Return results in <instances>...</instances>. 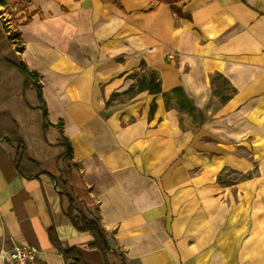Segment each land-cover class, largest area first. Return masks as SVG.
<instances>
[{
	"label": "crops",
	"instance_id": "0c3cea01",
	"mask_svg": "<svg viewBox=\"0 0 264 264\" xmlns=\"http://www.w3.org/2000/svg\"><path fill=\"white\" fill-rule=\"evenodd\" d=\"M177 6L181 16L151 0H123L120 8L104 0L0 6L1 56L39 74L51 126L43 132L36 91L23 92V78L2 67L0 113L11 116L28 156L49 174L59 175V142L67 138L93 202L81 210L99 216L110 247L126 264H264V228L243 242L241 214L227 226L224 204L210 214L208 186L195 195L193 178L188 180L195 152L245 174L264 159V0H186ZM13 26L22 52L6 39ZM142 63L157 72L163 92L181 87L203 113L202 121L184 114L195 131L183 129L184 120L161 95L145 91L107 104L136 82L132 72ZM216 74L234 89L226 101ZM182 155L186 164L175 161ZM251 179L248 174L235 186L245 194L255 186ZM66 206L49 175L19 177L0 144V251L34 245L39 252L32 264H67L49 239L54 229L84 264H104L89 249L91 235L65 216ZM249 216L264 222L259 208Z\"/></svg>",
	"mask_w": 264,
	"mask_h": 264
},
{
	"label": "trees",
	"instance_id": "16d2710c",
	"mask_svg": "<svg viewBox=\"0 0 264 264\" xmlns=\"http://www.w3.org/2000/svg\"><path fill=\"white\" fill-rule=\"evenodd\" d=\"M15 0H0V6H9ZM112 2L121 7L123 0H104ZM157 3H165L171 6L172 10L179 16L182 15L180 8L177 6L186 0H156ZM8 32L6 39L8 41L17 42L18 46L15 50L22 52L24 47L21 45L20 33ZM5 37L0 31V42L4 41ZM0 50V67L14 71L23 78L22 91L25 92L29 88L36 91L40 107L43 114V132L46 133L51 123L48 121L47 109L42 98V87L39 84V74L30 71L23 63H14L7 58L1 56ZM145 66L144 63L141 67ZM136 82L132 84L125 92L118 94L113 93L107 104L112 100L117 99L120 95L132 98L141 92H148L151 95H161L165 107L167 109H176L179 115V122H182L181 115H189L198 120H203L204 115L193 104L192 100L184 93L181 87H176L168 92H163L160 84V78L156 71L150 70L149 75H133ZM215 79L222 80L220 97L226 101L233 94L234 89L227 87V80L220 74L215 75ZM156 108L153 103L150 107L149 114L152 115ZM57 125L61 126L62 121ZM0 144H3L7 149V156L14 165L19 177L26 180L37 179L43 174H47L52 179L55 188L61 196L67 200V206L63 209L65 216L69 219L71 225L80 233H89L92 237V242L89 244V249L97 250L103 257L104 264H126V258L122 253L113 250L108 242V234L104 230L99 216L95 218L87 217L81 210V207L88 208L93 205L89 196V189L86 187L83 178L80 174V165L73 161V151L70 142L63 135L59 145L63 148L62 154L57 159L59 164V175L55 176L42 170L40 164L33 161L27 153L25 143L20 136L19 128L11 116L6 113H0ZM98 210V209H97ZM49 239L52 245L57 250V253L63 257L67 264H84L79 252L75 248L64 247L58 240L54 229L49 230Z\"/></svg>",
	"mask_w": 264,
	"mask_h": 264
},
{
	"label": "rangeland",
	"instance_id": "374dc122",
	"mask_svg": "<svg viewBox=\"0 0 264 264\" xmlns=\"http://www.w3.org/2000/svg\"><path fill=\"white\" fill-rule=\"evenodd\" d=\"M151 1L157 2L156 0ZM8 31L11 33L17 32V27L13 26L9 28ZM132 73L133 75H138V77H141L142 75H149L150 69L143 66ZM218 82L221 83V80ZM128 98L129 97L127 96H119L117 100L125 101ZM180 117L184 120L183 129L196 130L197 125L192 123V121H190L184 115H181ZM201 155V152H199V154L198 152H195L193 164L191 163L193 165V170L188 174V180L193 178V182L195 184L194 193L196 195L197 193L202 192L200 188L208 186L209 190H204V192H208L209 198H211L209 213L217 214L219 209L217 203L220 204L221 208L224 204V208L226 209L225 218L227 226L230 225L229 221H235L241 214V231L244 242L249 235L254 234L256 231H261L262 228H264V222L258 223V221L251 220L249 216L251 208H259L260 210H264V159H257V164L253 171L245 174L240 173L231 167L222 166V163H219L217 160L211 161L207 158H203ZM175 161H181L183 164H186L184 155L178 157L175 159ZM248 174L252 175L251 181L255 183V186L247 188L245 194H243V190L239 189L235 185L241 182L243 177L247 176ZM241 196L247 197L248 199L251 198L252 201L247 202L246 205H243V201L241 202L240 200V205L236 202ZM240 209L242 211H240ZM244 262L245 261H243V263Z\"/></svg>",
	"mask_w": 264,
	"mask_h": 264
},
{
	"label": "built area",
	"instance_id": "2783aa9c",
	"mask_svg": "<svg viewBox=\"0 0 264 264\" xmlns=\"http://www.w3.org/2000/svg\"><path fill=\"white\" fill-rule=\"evenodd\" d=\"M38 252L34 245L15 243L10 251L1 250L0 255L5 258V264H32Z\"/></svg>",
	"mask_w": 264,
	"mask_h": 264
},
{
	"label": "bare ground",
	"instance_id": "6f19581e",
	"mask_svg": "<svg viewBox=\"0 0 264 264\" xmlns=\"http://www.w3.org/2000/svg\"><path fill=\"white\" fill-rule=\"evenodd\" d=\"M7 35H8V32H7Z\"/></svg>",
	"mask_w": 264,
	"mask_h": 264
}]
</instances>
